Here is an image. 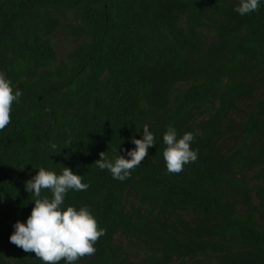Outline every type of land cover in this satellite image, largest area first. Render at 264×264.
Masks as SVG:
<instances>
[{
  "label": "trees",
  "instance_id": "16d2710c",
  "mask_svg": "<svg viewBox=\"0 0 264 264\" xmlns=\"http://www.w3.org/2000/svg\"><path fill=\"white\" fill-rule=\"evenodd\" d=\"M239 3L0 0V71L22 92L0 131V264H43L9 240L41 167L81 175L64 207L106 230L75 264H264V0ZM144 125L155 145L130 178L97 166ZM169 125L198 150L178 174Z\"/></svg>",
  "mask_w": 264,
  "mask_h": 264
},
{
  "label": "clouds",
  "instance_id": "9594fccd",
  "mask_svg": "<svg viewBox=\"0 0 264 264\" xmlns=\"http://www.w3.org/2000/svg\"><path fill=\"white\" fill-rule=\"evenodd\" d=\"M260 0H240L235 9L240 15L255 12L259 9ZM22 96L19 89L13 90L12 82L0 71V131L11 123L12 105ZM141 139L132 138L135 148L127 150L125 158L117 155L109 158L105 151L99 153L95 162L100 169H108L114 179L124 181L130 178L131 171L138 167L148 156V149L154 146L155 136L147 125L143 127ZM194 135L185 132L178 138L177 131L171 125L163 134L166 145L163 158L169 173L178 174L186 164L195 162L198 150L191 148ZM56 146L53 144L52 148ZM117 147L113 152H117ZM88 184L82 182V176L74 173L68 167H63L60 174L44 167L25 182V190L35 197L34 206L26 222L17 220L14 231L10 235L11 243L23 249L26 253H34L43 264H75L84 256L95 254V243L106 234L99 227L95 217L87 206L77 210L73 205L64 207L66 194L69 190L85 191ZM42 190H48L51 196L42 195Z\"/></svg>",
  "mask_w": 264,
  "mask_h": 264
},
{
  "label": "rangeland",
  "instance_id": "374dc122",
  "mask_svg": "<svg viewBox=\"0 0 264 264\" xmlns=\"http://www.w3.org/2000/svg\"><path fill=\"white\" fill-rule=\"evenodd\" d=\"M59 38H60L61 41H62V43H61V45H60V48L63 49V48H64V45L66 44L65 42H67V38H66V39H64V38H62V37H59ZM59 54H62V52L59 51Z\"/></svg>",
  "mask_w": 264,
  "mask_h": 264
}]
</instances>
